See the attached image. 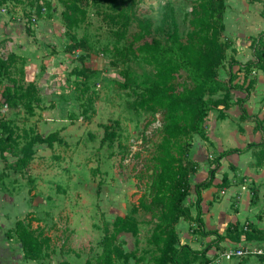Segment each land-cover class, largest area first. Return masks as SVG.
I'll return each mask as SVG.
<instances>
[{
	"label": "rangeland",
	"instance_id": "374dc122",
	"mask_svg": "<svg viewBox=\"0 0 264 264\" xmlns=\"http://www.w3.org/2000/svg\"><path fill=\"white\" fill-rule=\"evenodd\" d=\"M47 1L51 3V9L44 8L41 16L36 13V6L42 5L43 0L0 4L8 10L10 17L9 23L0 20V56L6 58L15 53L28 58L25 83L34 82L42 99L33 115H28L21 106L14 109L7 106L4 111L1 106L0 136H3L4 123H9L17 133L25 130L30 135L39 133L47 136L58 132L64 141L62 144L54 143L52 148L46 144L35 145L33 161L20 172L13 165L20 156V147L25 140H19L18 148L6 153V159L0 157V174H7L0 180V232H6L16 220L31 214L39 219L33 226H42L52 242L48 257L28 261V264H61L63 261L84 264L86 260L95 261L101 254L104 224L112 225L119 216L133 215L139 224L138 235L121 233L117 242L126 252H134L142 264H154L156 251L149 242L154 222L149 214L141 210L133 212V208L138 206L139 198L148 191L146 185L150 176L144 173V164L155 153L156 145L161 140L160 134L154 133L160 126V116L157 115L154 120L150 113L135 111L131 107L135 91L139 90L138 85L152 76L153 69L133 61L126 64L119 62L117 66L110 64L109 52L115 46V38L111 26L102 19V13L109 10L106 0H90L87 20L76 30L79 39L85 38L90 48L89 55L85 50L69 49L73 42L69 40L62 21L63 7L58 0ZM134 2L137 16L150 19L155 29L162 25L167 5L175 9L177 21L188 29L189 5L186 0ZM225 4L223 34L231 41V46L220 68L223 79L227 76L230 60L239 58V62L245 63L253 59L251 44L264 30V18L261 16L263 3L226 0ZM238 50H242V54ZM83 66L100 73L88 83V94L96 98L92 109L88 108L86 97L77 87L81 77L76 72ZM235 69L234 72L238 70ZM255 75L257 72L251 73L249 78ZM238 81L240 83L242 79ZM248 83L246 80L243 84L247 86ZM6 84L4 81L3 85ZM124 84H128V87H124ZM86 108L88 112L83 114ZM229 113L230 118L221 120L215 110L210 112L207 122L210 144L196 137L193 154L202 166L191 177L192 191L184 200L194 214V186L206 178L209 162H214L221 151L220 147L229 149L242 143L230 131L233 126L236 129L237 123L233 121V111ZM106 127L109 133L114 134L110 139L105 137ZM30 180L35 186L32 194H29ZM221 189L215 193L221 198L220 201L224 197L221 194L224 189ZM238 202L239 199L222 203L219 208L222 216H233L238 210ZM197 227L196 224L181 221L177 227L180 243L197 249L206 247L213 237L204 240L205 237L195 231ZM225 231L223 228V234ZM9 242L13 253L8 264L17 263L19 259L27 261L17 240ZM218 246L216 248L221 254L228 249L256 251L244 236L239 242L227 239ZM212 254L219 256L214 250ZM253 256L262 255L247 254L232 259L224 257V262L240 264ZM129 264H135V261L132 259Z\"/></svg>",
	"mask_w": 264,
	"mask_h": 264
},
{
	"label": "trees",
	"instance_id": "16d2710c",
	"mask_svg": "<svg viewBox=\"0 0 264 264\" xmlns=\"http://www.w3.org/2000/svg\"><path fill=\"white\" fill-rule=\"evenodd\" d=\"M22 0H0V4L9 2L20 3ZM39 0H37L38 2ZM90 0H58L63 7L61 13L66 34L72 45L69 49L88 51L85 38L79 39L76 30L87 20V5ZM109 10L102 13L112 29L115 46L110 53V64L117 66L119 62H141L153 69L151 77L138 85L135 99L131 107L135 111L150 113L156 120L160 116V126L154 133H159L161 140L156 145L155 153L144 164V173L150 176L147 182V192L139 198L138 206L133 212L143 211L149 214L154 222V228L149 242L155 247L154 264H212L213 259L207 253L227 239L247 241L264 239V230L256 224H228L224 234L218 230H205L202 210V192L213 186L215 174L221 160L233 153H244L257 148L259 161L264 160V119L249 116L244 103L251 95L257 76L249 78L251 73L264 72V30L252 42L253 59L241 63L236 59L229 61L226 78H222L220 68L223 67L227 50L231 41L224 37V12L226 0H186L189 5L187 13L188 29H185L176 19L175 9L167 5L162 25L155 29L150 19L140 18L135 12L134 0H106ZM263 3L264 0H253ZM44 8L51 9V3L43 0L37 4L36 13L42 15ZM101 14L100 12H98ZM134 28V29H133ZM132 29V30H131ZM123 43V44H122ZM122 44V45H121ZM89 48V49H88ZM28 58L15 53L6 58L0 56V107L6 104L10 109L21 106L28 115H33L40 107L41 96L34 82L25 83V66ZM234 67H238L236 72ZM81 81L77 83L80 93L86 97L88 108L92 109L96 98L89 93V81L99 76L98 70L86 67L76 72ZM127 73V72H126ZM243 74L247 86L238 82V76ZM6 81L7 84L3 85ZM128 87V84H124ZM234 91L246 94L244 99H236ZM235 106L240 107V121L255 123V129L261 133L259 143H249L244 149H232L219 153L214 162L211 161L206 179L194 186L196 200L195 214L184 204L191 194V177L199 170V163L194 159V143L196 137L209 142L207 122L212 110L218 113V119H226L227 112ZM83 110V114L88 112ZM94 113V111L92 110ZM88 117V116H87ZM90 117V116H89ZM106 138L114 136L106 127ZM3 136H0V157L6 159V153L18 148L19 140H25L20 147V156L13 168L25 170L33 161L34 147L46 144L52 148L54 143H64L58 132L47 136L39 133L30 135L23 130L20 134L12 124L4 123ZM148 142V137L145 143ZM13 169V170H14ZM143 173L141 174V176ZM7 176L0 174V180ZM141 178V177H140ZM29 194L33 193L34 184L30 180ZM226 184L224 177L222 185ZM100 191V186H99ZM258 199L256 189L252 190L251 204ZM28 215V217H27ZM24 219L17 220L14 227L5 233L7 239H16L23 252V257L29 261H40L48 257L51 238L42 226H33L39 219L27 214ZM181 221L196 224L195 231L203 237H214L208 245L200 250L188 244L180 243L177 227ZM139 224L133 215L119 216L112 225L105 223L101 240V254L95 259L86 260L84 264H142L134 252H126L117 242L121 233L138 235ZM219 247V246H218ZM47 253V254H46ZM61 264H68L63 261Z\"/></svg>",
	"mask_w": 264,
	"mask_h": 264
},
{
	"label": "crops",
	"instance_id": "0c3cea01",
	"mask_svg": "<svg viewBox=\"0 0 264 264\" xmlns=\"http://www.w3.org/2000/svg\"><path fill=\"white\" fill-rule=\"evenodd\" d=\"M259 7L261 8L262 6L259 5ZM238 51L240 54H242V50H238ZM237 59L240 60L239 58ZM237 68L238 67H236L235 71L237 70ZM256 76H257V82L254 85L251 95L248 97V99L244 103V108L246 109L249 116L256 115L258 116L260 120H263L264 115L262 117L261 114H264V72L258 71ZM240 79H242V82H240V84H243L244 83L243 75L238 80ZM233 94L235 95L236 99L246 98V94L241 91H234ZM231 111H233L234 116H235L234 118L232 117L233 121L235 120L234 122L237 123L238 127L236 126V129H235V127L233 126V129H230V131H232L233 137H235L236 140H239V139L242 140V143L238 147H232L229 149H223L220 147L219 148L221 150L220 153L227 151V150H232L235 148L244 149L247 146V144L249 143L257 144L262 139L261 133L255 129L254 122L240 121L239 119L240 107L239 106H235L232 109H230L227 112L226 119L230 118L229 112ZM258 151L259 150L257 148H253L244 153H233V154L227 155L221 160L220 166L218 167L216 174H215L213 186L202 192V197H203L202 210H203V219L205 222V230H208V231L218 230L217 228H220V230L218 231L220 234H223L222 232L223 228L226 229V226H228V224H234L237 222L254 223L256 224L258 229L264 230V160L259 161V158L256 155ZM194 159L199 163L200 165L199 170H200L202 163L200 162L199 159L197 160V158L195 157ZM209 165H210V162H209ZM209 168L210 166L206 170L207 176H208ZM224 177H226V184L222 185ZM219 186L222 189H224V190L221 189L222 190L221 194L224 195L222 201H220L221 200L220 197L218 198L215 195V193L218 192L220 188ZM253 189H256L258 193V199L255 204H251L250 202ZM234 198L239 199V202L237 203L239 206L238 210L233 216H229L227 214H225V216H222L220 209H219L220 206L224 202L232 203L233 200L236 201L237 199H234ZM180 224L181 222L179 223V225ZM6 232L4 233L0 232L2 236L0 237V264H8L9 263L8 260L11 254L13 253V251H11L9 248L10 246L9 241H12L14 239H7L5 237ZM207 238L208 237H206L204 240H206ZM195 242H198V240H195ZM247 242H249V244L254 250L260 251V253L258 252L257 255H262V256L249 257L248 259L243 260V262L240 264H264V239L251 240ZM194 249H197V248H194ZM197 250H200V249H197ZM213 250H214V253L218 252L219 256H215L214 254H212ZM209 252L207 253V256L210 259H213L212 264H226V262H224L225 261L224 257L222 256L221 252H219V250L216 247H213ZM21 253L23 255L22 250H21ZM16 261L17 263H14V264L30 263L28 262L29 260L23 261L19 259ZM234 263L235 262H233L232 264Z\"/></svg>",
	"mask_w": 264,
	"mask_h": 264
},
{
	"label": "built area",
	"instance_id": "2783aa9c",
	"mask_svg": "<svg viewBox=\"0 0 264 264\" xmlns=\"http://www.w3.org/2000/svg\"><path fill=\"white\" fill-rule=\"evenodd\" d=\"M0 20L2 22L6 21V23H9L8 21L10 20L8 10L4 6H1V5H0ZM2 108H3L2 110L4 111L7 108V105L4 104ZM257 253H258L257 251L249 252V251L242 250V249H228L222 254V256L225 257L226 259H232L234 257H242L247 254H257Z\"/></svg>",
	"mask_w": 264,
	"mask_h": 264
}]
</instances>
